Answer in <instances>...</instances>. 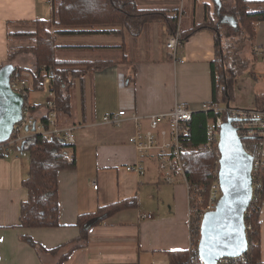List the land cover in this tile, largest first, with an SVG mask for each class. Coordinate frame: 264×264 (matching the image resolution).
Masks as SVG:
<instances>
[{"label":"crops","instance_id":"0c3cea01","mask_svg":"<svg viewBox=\"0 0 264 264\" xmlns=\"http://www.w3.org/2000/svg\"><path fill=\"white\" fill-rule=\"evenodd\" d=\"M135 1L137 7L144 10L181 11L183 8L182 18H188V8L193 15L199 11L201 14L202 9L200 20L195 16V21L190 19L191 23L183 24V30H191L202 23L205 5L209 4L204 2L202 7L197 4L195 7L190 6L192 2L188 0ZM48 4L51 6L48 0H0V68L8 64L24 68L23 77L27 80L25 72L32 70L33 65L20 62L22 58L9 61L8 34L25 30L28 25L24 23L37 19L49 21L45 19ZM255 27L253 44L264 45V22ZM70 37L77 39V43L64 45L62 49L83 52L85 57L65 61L106 60L115 65L88 73L73 82V108L67 125L77 127L72 151L76 167L58 174L60 227L20 226L21 204L28 198L23 181L29 175L31 160L15 151L10 158L0 157V264H169L167 252L189 248L187 188L183 183H165L157 163L142 159L129 144L136 131L134 121L128 120L115 127L102 120L107 114L125 110L142 117L146 126L144 117L168 113L176 104L201 111L204 104L212 102L216 33L206 28L196 31L176 54L166 47L171 35L162 22L151 24L136 40L129 35ZM112 38L117 40H106ZM124 52L127 57L122 61ZM251 58L259 59L252 52ZM250 60L248 57V68ZM261 94L264 91L251 95V108ZM137 164L142 165V175L127 169ZM92 181H97L98 189L93 187ZM125 200L135 201L137 206L91 228L87 245L72 251L61 262L68 250L66 245L80 237L77 226L80 215ZM143 215L152 218H142ZM260 223L264 262V199ZM23 239H32L40 247L33 248Z\"/></svg>","mask_w":264,"mask_h":264},{"label":"trees","instance_id":"16d2710c","mask_svg":"<svg viewBox=\"0 0 264 264\" xmlns=\"http://www.w3.org/2000/svg\"><path fill=\"white\" fill-rule=\"evenodd\" d=\"M222 5H214L215 11H209L211 4L205 5L204 20L191 30H183L182 17L184 12L178 10L139 9L135 0H51L52 18L49 21L35 20L24 23L34 25V33L9 32L10 39L34 37L36 46L32 49L35 56V67L27 70L32 74L28 91H36L44 86L47 70L51 69L50 87L56 93L57 110L62 124L67 125L72 115L71 89L73 82L87 75L115 65L113 61H65L56 57V52L62 49L58 44L60 36L108 35L126 37L136 40L153 24L162 22L167 25L171 36L180 30L183 44L198 30L210 29L216 33L217 58L212 63V102L229 105L234 99V83L239 75L248 68V61H234L229 65L230 47L224 38H238L241 43H254L256 39V24L264 22V1L232 0L234 6L226 11ZM229 13V15H227ZM231 20H234L231 21ZM208 22V24H207ZM228 23V24H227ZM226 30L223 32L221 27ZM230 29V30H229ZM232 30L237 32L231 33ZM231 33V34H230ZM223 37V38H221ZM11 39V40H12ZM225 43V44H224ZM91 50H95L91 48ZM242 50V47L241 49ZM21 50L9 48V61L12 62ZM124 52L122 61L126 60ZM15 67V66H14ZM15 71L23 76L26 69L16 66ZM33 109L41 106L32 105ZM254 108L264 111V94L255 99ZM225 118V115L222 114ZM217 115L213 112L197 111L193 115L190 138L186 143L185 157L188 163V174L192 185L210 186L214 183V171L218 172L216 161L220 159L219 144L207 147L208 125ZM74 146H69L59 139L46 141L35 137L27 142L24 151L30 154V172L23 181L28 192V198L21 204L20 226L23 228H57L61 226L59 218L58 174L62 170H72L76 167L73 154ZM2 158V152L0 151ZM264 187V169L259 172ZM256 177V181H257ZM264 190V188H263ZM255 207H249L245 214L248 251L242 259L230 264H264L261 259L260 212L264 199ZM136 202L125 200L100 208L97 212L80 215L77 226L80 237L66 245L68 250L63 259L66 260L72 251L87 245L90 229L99 225L105 219L127 209L135 208ZM253 206V205H252ZM31 247L39 248L32 239H23ZM61 249V248H60ZM59 250V249H57ZM169 264H203L196 258V253L189 250H174L166 253Z\"/></svg>","mask_w":264,"mask_h":264},{"label":"built area","instance_id":"2783aa9c","mask_svg":"<svg viewBox=\"0 0 264 264\" xmlns=\"http://www.w3.org/2000/svg\"><path fill=\"white\" fill-rule=\"evenodd\" d=\"M51 2V0H48ZM183 46L180 30L176 35L171 36L166 47L178 53ZM252 54L256 58H264V45L256 44L252 49ZM47 77L44 84L48 85L49 98L39 109H33L28 102L29 82L19 73L14 72L11 76V86L13 90L21 94L25 99L22 119L15 124L13 133L8 141L0 144V151L3 158H10L15 151L20 156L30 157L29 152L24 151L25 144L35 137H42L46 141L59 139L69 146H74L77 137V127L75 125H64L60 120L57 110L56 93L50 87L51 76L54 73L47 70ZM202 112H213L217 115L208 125L207 147L218 145L222 125L228 119H233V127L237 130L243 147L246 152L253 157V197L250 207H255L262 202L261 194L264 191L260 180V171L264 169V111L251 109L232 108L225 105L206 103L201 109ZM194 111L183 104H176L168 113L150 115L144 117L146 126L142 123V117L136 113L128 114L125 110L117 113L107 114L103 117L104 124L115 127L121 126L125 121L132 120L136 123V131L129 139V144L135 148L142 159L154 160L159 168L163 181L167 184L183 183L188 191L189 211L188 227L190 243L188 250L196 253L199 260V243L201 238V227L204 215L214 211L221 196L218 181L219 161H216L218 172L214 171V183L208 186L192 185L188 174V163L185 157L186 143L191 134V123ZM225 115V118L222 116ZM128 171H136L143 174L142 165L128 167ZM257 177V181H256ZM91 184L98 189L97 181ZM253 205V206H252ZM142 218L151 219L152 216L143 215ZM252 230V226L246 225ZM240 258H224L219 264H230ZM194 264V263H193Z\"/></svg>","mask_w":264,"mask_h":264},{"label":"water","instance_id":"95a60500","mask_svg":"<svg viewBox=\"0 0 264 264\" xmlns=\"http://www.w3.org/2000/svg\"><path fill=\"white\" fill-rule=\"evenodd\" d=\"M215 2L222 5L220 0ZM14 72L10 64L0 68V144L10 139L23 116L25 99L11 86ZM233 122L228 119L220 131L218 181L222 196L215 210L206 213L202 221L198 253L203 264L240 258L248 251L245 214L253 197V157L244 149Z\"/></svg>","mask_w":264,"mask_h":264},{"label":"rangeland","instance_id":"374dc122","mask_svg":"<svg viewBox=\"0 0 264 264\" xmlns=\"http://www.w3.org/2000/svg\"><path fill=\"white\" fill-rule=\"evenodd\" d=\"M188 1L192 2L190 6H192V4H193V6H195V7H198L200 5L202 7L204 2H207V3L211 4L209 11L212 13L215 11L214 5H216V3H217V2H215V0H188ZM222 2H223V6H224L225 10L227 9L226 11L230 10L231 6H234L232 0H222ZM196 4L198 6H196ZM182 9H181V11H183ZM188 9H189L187 11V17L188 18H182V20H181L182 25L184 24L185 26L188 22L191 23L190 19L195 21V16H197L198 20H200V17L202 16V9H201V14L199 11V13L195 12L196 14L194 13V15H193L192 9H190V8H188ZM47 11L48 12H47V16L45 17V19L50 20V18H51V6H50V4H48ZM227 15H229V13H227ZM184 21H185V23H184ZM198 24H200V23H198ZM207 24H208V22H207ZM182 28H183V26H182ZM24 29L25 30H22L23 33H34L35 32V26L34 25H28ZM221 30L223 32H225L228 29H225L224 26H222ZM234 32H237V30H232L231 33L233 34ZM13 33H17V32L15 31ZM77 38H81V37H77ZM221 38H223V37H221ZM11 39H10V41H11L10 49L21 50L19 55H17L16 58L12 62H14L15 60L17 61L19 58H22V60H20V62L23 61L24 64H31V65H33L32 69H34L36 59H35V56L32 52V49L36 46V39H34V37L14 38L12 40ZM83 40H85V39H83ZM106 40L113 41V40H117V39L112 38V39H106ZM224 41L230 47L229 51L231 54V59H230L229 65L233 64L234 61H238L239 58H241V61L246 60V58L248 59V57L251 59L250 64H249L250 65L249 68L245 72H243L241 75H239L235 81V87H234L235 99H234V101H232L230 103V107L239 108V109L240 108L241 109L251 108L250 106H251V100H252L253 94L255 92L260 93V92L264 91V59L259 58L257 60H254L253 58H251V52H252V49L254 47L253 43L251 44V43L247 42V43L243 44V43H241V40L238 38H235V36H233L232 38H227V39L224 38ZM57 42L61 46L68 45V44L71 45V44H76L77 39H75V38L72 39V37H70V36H60L58 38ZM241 47H242V50H240ZM31 56L33 57L34 60L32 59ZM56 57L59 60H80V59H84L85 54L83 52H77V51L71 52V50H67L65 48V49L57 50ZM25 74L27 75L26 76L27 80L30 82L32 80L31 73L25 72ZM255 74L257 75V78L253 77ZM48 98H49V88L44 85V86H42V88L40 90L29 92L28 102L31 105H33V104L34 105H44ZM75 106L78 107V102H75ZM226 106L227 105H225V107ZM15 153H17V152H15Z\"/></svg>","mask_w":264,"mask_h":264}]
</instances>
